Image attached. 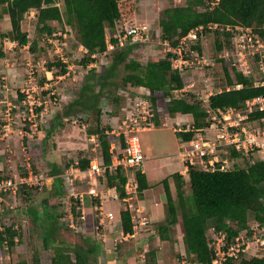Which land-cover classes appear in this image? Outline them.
Returning <instances> with one entry per match:
<instances>
[{
  "label": "rangeland",
  "instance_id": "rangeland-1",
  "mask_svg": "<svg viewBox=\"0 0 264 264\" xmlns=\"http://www.w3.org/2000/svg\"><path fill=\"white\" fill-rule=\"evenodd\" d=\"M205 3H208V0H205ZM172 4L170 0H131V6L125 7L120 17L121 24L146 26V34L141 36L145 41H137L132 45L128 60L136 61L143 66L152 58H162L165 46L161 44L159 38L157 21L161 10ZM58 5L62 10L61 3ZM9 29L7 15L0 13V53L2 54L0 55V179L12 174L24 176L28 168L34 173H41L43 185L39 188H19L14 195L1 194L0 228L15 226L18 240L10 249L5 248V244H0V264H9L10 253L17 255L19 259H25L30 264L33 252L38 255L40 264H49L50 248L42 246L41 234H46L45 227L53 222L52 217L45 216L41 212L42 199H46L48 209H53L58 215L54 222L57 229L52 234L53 239L84 246L86 241L94 243L96 264H191L184 253L178 213L177 223L171 231V241L165 242L164 246H161L157 237L154 220L145 225L146 230L138 232L141 234L127 239H122L118 233L115 217L109 222L106 219L108 223L104 218V223L98 225L99 214L97 217V211L93 209L82 220L73 217V228L60 221L72 206L79 212L78 207L88 200H91L92 205V195L88 190L93 189L100 195L99 184L101 180L104 183L102 173L91 180V186L85 180L74 179L71 183H66L63 178L64 170L70 163L88 156L97 158L101 156L99 148L94 147L95 140H91L90 134L86 133L87 126L93 123V115L79 107L70 108L69 104L83 85L94 92L101 91L98 101L100 125L109 126L110 117L119 115V111L111 101V96L116 95L118 88L125 87L121 84V77L125 71L122 64L116 65L115 68L109 66L110 53L104 56L96 54L92 62L82 66L80 59L85 51L76 41L74 31L64 21L47 36L37 32L35 13L33 10L28 11L20 21V30L28 39V43L24 46L17 45L7 35ZM114 33L115 26L113 29H105L107 38ZM215 38L224 41L217 32L209 30L203 47L214 65L198 69L192 74L189 72L181 74L183 84L192 82L193 85L184 91L176 92L177 96L192 95L196 98V94L210 95L226 86L222 68H229L228 62H224V59L229 61V56L223 58V50L215 49ZM30 43L34 44L32 49L29 48ZM224 47L228 52V41ZM56 60L66 65L65 74L58 75L56 65H52L51 70L57 75H52L46 70L45 63ZM250 70L252 81L259 83L263 77L251 61ZM41 78H45V81L39 85ZM102 81H107L108 84L101 88ZM17 93L22 94L23 97L19 99ZM165 104V98L158 99L154 106L155 120L162 128L143 131L140 136L137 133V136L142 149L145 150L151 145L154 153H158L161 157L166 155L170 157L180 150L177 135L171 129L181 132L180 130L190 127L192 123L183 115L179 116L176 125L171 123ZM111 122L116 128L114 119ZM116 153L117 149L113 147L111 156ZM224 155L228 156L229 151H223L221 156ZM259 158L258 155L238 156L235 158L234 166L242 167ZM52 167L57 169L56 177L61 181L62 193L59 195L52 193ZM122 170L124 174L132 172L127 168ZM185 180H187L186 175ZM89 186L94 188L88 189ZM183 191L185 194L189 193L187 183H184ZM171 195L174 196V190ZM95 197L98 199L97 196ZM117 200L120 208H123V202ZM262 202L264 203V199ZM30 208L38 212V219L42 220L40 224L30 217L28 213ZM248 222L249 227L255 222L251 212L248 213ZM242 233L243 231L239 234ZM245 237L249 246L247 251L241 252L242 256L251 257V254L260 256L263 252L262 248L255 245L250 233H246ZM242 240L245 238L243 237ZM150 250L154 251L152 259L148 253Z\"/></svg>",
  "mask_w": 264,
  "mask_h": 264
},
{
  "label": "trees",
  "instance_id": "trees-1",
  "mask_svg": "<svg viewBox=\"0 0 264 264\" xmlns=\"http://www.w3.org/2000/svg\"><path fill=\"white\" fill-rule=\"evenodd\" d=\"M133 1V0H132ZM61 3L62 10L55 5ZM131 6V0H0V13L8 17L10 29L7 33L19 46L28 43L26 34L20 30V21L25 13L33 10L36 18V30L47 36L51 35L57 25L62 22L74 31V37L78 44L85 50L80 59L82 66L94 60V54H100L106 50L105 29H113L114 21L120 19L126 6ZM201 8V9H199ZM216 24L214 30L224 41L214 39L217 51L225 47L230 32L225 30L228 26L249 27L264 38V0H218L216 4L207 8L203 0H182L179 5H169L163 8L157 21L159 38L174 45L178 37L198 25ZM109 40L115 43L110 36ZM31 47V48H30ZM34 44L30 43L32 49ZM132 45L114 46L110 53L111 68L122 64L125 71L121 77L123 86H143L151 94L150 102L153 109L158 99L169 98L165 104V110L169 116L175 113L189 114L192 119V127L205 126V104L192 95L173 97L172 90L181 89L183 82L181 77L170 68L169 52H164L162 58H152L143 66L136 61L128 60ZM0 55H2L0 53ZM222 62L221 59H218ZM228 62V61H224ZM52 65H56L58 75L66 73V65L63 62H46L45 68L52 75ZM229 68L223 67L225 85L240 84L239 88L222 89L207 97V106L211 109L234 107L241 108L245 99L255 94L264 92V85H253L251 77L243 76L229 63ZM230 71V72H229ZM45 78H41L42 85ZM102 81L100 87L107 85ZM113 85V84H112ZM101 91L94 92L88 86H81L77 96L71 100V107H79L89 111L93 115V123L87 126L86 133L96 136L98 148L101 153L105 169L102 172L104 185L114 188L118 199L124 197L123 184L126 180L121 167H110L111 152L110 142L114 136L110 133L109 126H101L99 119L98 101ZM21 99L22 94L17 93ZM111 101L119 111L120 97L116 94L111 96ZM264 115L262 112H254L251 117ZM155 124L157 121L154 118ZM190 132H175L180 140L186 141L193 136ZM122 145V144H121ZM228 158H237L240 154L229 149ZM90 156L80 158L77 165L85 169ZM57 169L51 168L53 180V194L62 193L61 181L56 177ZM187 180L179 173H172L174 196L171 195L166 180L161 181L165 201L163 203V219L155 222L157 237L164 243L171 241V231L177 223V213L180 215L181 241L186 258L191 264H210L213 257L211 249L207 246L205 231L209 226L224 233L223 247L228 246L241 231L250 233L248 213L253 214L255 222L264 221V159H255L242 167L234 166L227 171H203L196 166L187 169ZM99 176V175H98ZM137 183V196L147 187L144 175L134 172ZM187 183L189 193L185 194L183 185ZM20 188H26L21 186ZM41 212L45 216L52 217L53 222L45 227L46 234L42 236V246L50 248L49 264H96V245L86 241L81 244H70L56 241L52 234L57 229L55 221L58 215L53 209H48L47 200H41ZM73 217L79 216V212L71 207ZM33 221L38 224V212L34 209L28 211ZM119 224L122 234L132 232L129 213L123 206L120 208ZM50 221V222H51ZM18 240L16 228L3 226L0 228V244L3 242L7 248L14 246L13 238ZM68 248L70 250H68ZM149 256L154 258V251L150 250ZM11 254L9 264H28L25 259H19ZM30 264H40L38 255L33 252ZM224 264H264V249L260 256L244 257L241 253L236 258H226Z\"/></svg>",
  "mask_w": 264,
  "mask_h": 264
},
{
  "label": "built area",
  "instance_id": "built-area-1",
  "mask_svg": "<svg viewBox=\"0 0 264 264\" xmlns=\"http://www.w3.org/2000/svg\"><path fill=\"white\" fill-rule=\"evenodd\" d=\"M179 3L182 0H170ZM205 3V0H203ZM218 0H208L207 8L213 7ZM139 2V1H138ZM56 2L55 5H58ZM201 9V8H199ZM118 23V24H117ZM115 33L112 37L115 43L111 42L105 35L106 50L100 55H107L114 46L133 45L137 41H145L141 36L146 34V26H137L135 24H121L120 19L114 21ZM216 24H206L205 26L198 25L188 30L184 35L177 38L174 45H170L166 40H161V44L165 46V52H169L168 58L170 68L179 76L183 73L192 74L198 69L214 65L213 61L205 53L206 34L209 30H215ZM226 31L230 32L228 38V52L223 50L222 57L229 56L228 63L241 73L243 76L251 77L250 61L254 62L256 70L262 75V80L259 83H254V86L264 85V38L257 32H254L249 27L234 26L232 29L225 27ZM158 35L157 32H154ZM85 51V50H84ZM96 54L93 55V57ZM226 61V59H224ZM193 85L192 82L186 84L181 89L172 90L173 97H178L176 92L187 89ZM240 84L226 85L225 90L239 88ZM116 94L120 97L119 115L110 117L108 121L110 133L114 136L110 142V152L114 147L117 153L111 156L110 167L127 168L132 172L125 174V182L123 184L124 197L120 200L123 206L129 213V218L132 223V231L138 230L140 227H145L148 223L147 217L143 214V208L137 204V183L134 179V172L141 171L144 156L141 151L137 133L140 131H148L155 127V111L150 102V92L143 86L120 87ZM196 98L205 104V121L207 124L199 128L192 126L180 130L181 132H194L193 136L181 143L180 157L184 166L185 174L189 166H196L203 171H227L235 164V158L221 156L225 150L232 149L240 154V157H249L252 155L260 156L259 159H264V115L259 117H251L254 112L264 111V92L253 95L243 101L242 107L237 109L234 107H226L211 109L207 106V94H196ZM169 98H165L167 101ZM114 119L116 128L111 122ZM91 140L94 141V147L98 148L96 136L91 134ZM122 144V145H121ZM94 153V148H92ZM105 169L101 156L99 158L91 156L88 160L87 167L80 169L77 162L70 163L68 168L64 170V179L66 183H71L72 180L89 181L100 175ZM62 178V179H63ZM63 179V180H64ZM43 185L41 173H34L26 168L24 176L12 174L7 178L0 179V201L1 194L14 195L21 187L39 188ZM92 197H99L93 191L88 190ZM113 197L116 195L113 193ZM80 200V199H79ZM81 204V202H80ZM79 208V219H84V215ZM104 218L111 220L113 215L110 211L100 213L98 225L104 223ZM74 218L67 211L60 221L68 227H74ZM16 228V227H14ZM250 237L254 238L256 246L264 249V221L262 223L254 222L253 226L249 227ZM205 231L207 237V246L211 249L213 257L210 264L224 263L226 258H236L238 253L247 251L249 243L245 237L246 231L234 238V241L228 246L223 247L224 233L215 230L209 226ZM132 233V232H131ZM130 234H124L130 236ZM245 240H242L243 237ZM256 236V237H255ZM16 242L17 238H13ZM3 244H5L3 242ZM5 248L6 244H5ZM252 256H257L253 255ZM182 262V261H181Z\"/></svg>",
  "mask_w": 264,
  "mask_h": 264
},
{
  "label": "crops",
  "instance_id": "crops-1",
  "mask_svg": "<svg viewBox=\"0 0 264 264\" xmlns=\"http://www.w3.org/2000/svg\"><path fill=\"white\" fill-rule=\"evenodd\" d=\"M184 86L185 84H183V87ZM182 115L185 116L187 119L189 118V121H191L192 123V119L189 114L175 113L173 116H170V117L168 115V118L171 119V123H174L176 125L177 119L179 118V116H182ZM160 128L162 127L158 126V123H157L155 124V127L153 128V130H159ZM171 130L174 133L176 132L173 129ZM142 132L143 131L138 132L139 136ZM147 138H150V136H147ZM177 140L181 148V143L183 142V140H180L178 137H177ZM140 147H141L142 154L144 156V160L142 163L141 171L139 172H141L144 175L145 181L147 183V187L140 192L141 194L140 197H137V204L141 208H143L144 210L143 214L147 217L148 222L150 221L152 222V220H154L153 223H155L163 219V203L165 201V197H164V192H163L161 181L163 179L166 180L169 191L172 194V190L174 189V187H173V182H172V178L170 177V175L176 172V173L182 174L185 178L186 174H185L184 166H183V163L180 157V150L173 156L169 157L166 155L164 157L163 156L161 157L158 153L153 152V148H151V145L145 150L142 149L141 144H140ZM0 165H1V162H0ZM85 182L88 185L90 184V186L92 184L91 180L85 181ZM90 186L88 187V189L94 188ZM99 188H100V191H99L100 195L97 198L100 200L95 199L96 197H92L93 199L92 205H91V200H88V201L86 200L88 203L85 202L80 207V210L84 216H86V214L88 215L89 213H91L92 209L97 211V217H98V214L100 213L103 214L105 212L110 211L113 215V218L111 220H108V222L112 221L115 217V222L118 224V233L121 235L122 239L135 237L141 234L138 232L144 231V229L146 230V228L140 227L138 230L132 231L130 236L122 234L120 230L119 216H118V213L120 210V206H119L120 204H119V201L117 200L118 199L117 196L113 197V193L116 195V192L114 188L105 186L102 180H101V183L99 184ZM105 221L107 222L106 219ZM12 227H15V226H12ZM14 244H16V242Z\"/></svg>",
  "mask_w": 264,
  "mask_h": 264
}]
</instances>
